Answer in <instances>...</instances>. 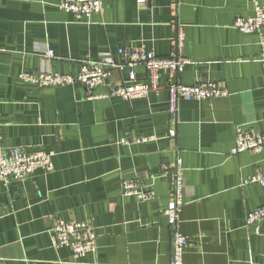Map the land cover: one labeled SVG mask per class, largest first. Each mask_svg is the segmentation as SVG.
<instances>
[{
	"label": "crops",
	"instance_id": "1",
	"mask_svg": "<svg viewBox=\"0 0 264 264\" xmlns=\"http://www.w3.org/2000/svg\"><path fill=\"white\" fill-rule=\"evenodd\" d=\"M58 3L0 0L1 145L53 154L52 170L0 182V264H169L172 233L164 211L178 158L185 185L178 212L187 239L183 263L264 264V217L245 223L264 205V186L242 183L264 170V146L232 153L237 127L264 134L259 35L234 25L264 0H105L85 20ZM125 46L192 60L181 72L162 73L164 85L210 80L227 95L182 99L171 118L165 88L131 101L102 97L127 77L126 69L92 91L21 78L76 75L103 53L118 60L117 49ZM134 71L137 82H146L142 66ZM143 137L152 138L136 142ZM124 180L153 197L125 195ZM55 218L89 222L96 250L73 260L68 247L54 248Z\"/></svg>",
	"mask_w": 264,
	"mask_h": 264
},
{
	"label": "built area",
	"instance_id": "2",
	"mask_svg": "<svg viewBox=\"0 0 264 264\" xmlns=\"http://www.w3.org/2000/svg\"><path fill=\"white\" fill-rule=\"evenodd\" d=\"M105 0H59L58 7L70 12L76 19L85 20L92 14L100 12ZM143 2V0H138ZM256 3V0H253ZM235 27L242 32H256L259 35V61L264 71V5H255L254 14L248 17H237ZM47 56H53L51 49H46ZM119 59L113 60L109 53L100 55L97 62H85L81 64L76 75L61 74L57 72L25 73L21 78L25 81L41 86H59L64 84H80L88 91L105 85L111 78L112 72L121 73L127 70V77L114 84L111 89L102 97L118 96L127 101L147 96L150 92L158 93L162 89L168 91L167 110L171 118H175L178 103L180 100H201L226 96L227 91L217 82L205 80L191 85L178 81H171L167 84L160 82L162 73L181 72L192 60L176 56L159 57L153 51L144 47L125 46L117 49ZM142 66L146 70V82H137L134 69ZM264 92V87H263ZM173 139L175 130H170ZM150 138L143 137L136 139V142H144ZM264 146V134L247 132L237 127L235 130V144L232 153H239L246 150L259 152ZM52 153L37 150L27 152L20 147L4 148L1 145V124H0V182L6 183L10 180H24L36 170H52ZM182 163L178 158L172 165L171 182L172 197L164 211L171 227V258L169 264H184L183 253L187 245V239L178 229V212L183 205L185 185L182 180ZM244 185L257 183L264 186V170L257 171L252 176L243 180ZM122 192L125 195L133 196L139 201H145L153 197L152 190L131 180L122 181ZM264 217V205L255 208L245 220L247 225L256 224ZM51 245L54 248L68 247L71 250L73 260L83 257L86 253L96 250V234L87 221L75 219L55 218L50 229Z\"/></svg>",
	"mask_w": 264,
	"mask_h": 264
}]
</instances>
